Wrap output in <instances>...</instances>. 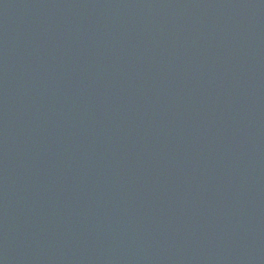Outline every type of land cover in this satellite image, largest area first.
I'll return each instance as SVG.
<instances>
[{
  "label": "water",
  "instance_id": "obj_1",
  "mask_svg": "<svg viewBox=\"0 0 264 264\" xmlns=\"http://www.w3.org/2000/svg\"><path fill=\"white\" fill-rule=\"evenodd\" d=\"M0 264H264V0H0Z\"/></svg>",
  "mask_w": 264,
  "mask_h": 264
}]
</instances>
